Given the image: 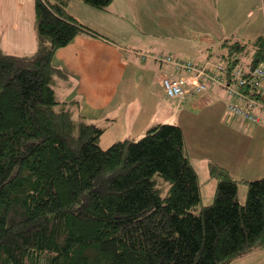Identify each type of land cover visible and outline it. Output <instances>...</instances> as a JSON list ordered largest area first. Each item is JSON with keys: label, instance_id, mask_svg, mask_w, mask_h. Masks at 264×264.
<instances>
[{"label": "trees", "instance_id": "trees-1", "mask_svg": "<svg viewBox=\"0 0 264 264\" xmlns=\"http://www.w3.org/2000/svg\"><path fill=\"white\" fill-rule=\"evenodd\" d=\"M71 0H34L36 50H0V264H231L264 248V177L238 180L214 163L212 202L198 214V174L181 127L156 124L136 141L100 147L106 128L61 100L55 53L96 35ZM105 11L113 0H80ZM230 71L264 62V36L222 40ZM207 57V58H208Z\"/></svg>", "mask_w": 264, "mask_h": 264}, {"label": "crops", "instance_id": "crops-1", "mask_svg": "<svg viewBox=\"0 0 264 264\" xmlns=\"http://www.w3.org/2000/svg\"><path fill=\"white\" fill-rule=\"evenodd\" d=\"M12 3L18 4L21 15L13 12L12 7L5 11ZM205 3L208 6L204 11L210 13L207 17L208 27H203L200 17ZM193 5V11L198 15L193 20L196 26L190 28L188 34L192 38L198 37L206 49L213 44L218 48L220 19L228 28V31L223 30L222 33L225 39L249 41L264 36V0H193ZM169 9L166 0H113L105 11L91 8L80 0H71L67 8L68 14L96 35L78 36L55 53L52 63L64 76L56 79V92L61 100L78 101L79 114L94 126L107 130L117 125L120 128L122 125L124 128L135 125L143 107L138 96V76L147 77L151 65H158L147 61L149 59H142V56L162 55L165 52L163 48L167 47L165 42L170 44L168 39H171L169 34L174 20L170 17ZM245 17L247 22L244 21ZM254 17L258 22L251 25L250 21ZM6 21L12 24L8 27L9 32L0 29V50L3 52L4 48L6 53H3L8 55L25 56L24 49L36 46L34 0H0V25ZM15 23L19 27H15ZM248 24L250 27L244 31L243 28ZM240 31L242 37L247 39L240 38ZM183 45L185 46L184 43ZM19 52L23 54H18ZM169 72L168 66L159 65L157 78L151 84L150 78L147 79L148 88L145 89L151 97L153 92L150 87L153 90L161 89L159 77ZM210 88L214 90L213 87L208 89ZM192 98L196 97L190 96L188 100ZM225 98L229 102L226 95ZM153 99L156 100L155 96ZM205 100L207 103H216L211 94H206ZM134 107L138 108L136 112L131 109ZM247 127L252 136L260 135L264 138V125ZM101 139L102 136L100 142ZM123 140H132V137H125ZM259 148V157H251L241 166L264 163V144ZM220 162L209 163L226 169L235 179L242 178L235 173L239 169L236 167L237 163L232 165L227 161ZM252 260H255L254 264H264V248L237 257L231 264H252Z\"/></svg>", "mask_w": 264, "mask_h": 264}, {"label": "rangeland", "instance_id": "rangeland-1", "mask_svg": "<svg viewBox=\"0 0 264 264\" xmlns=\"http://www.w3.org/2000/svg\"><path fill=\"white\" fill-rule=\"evenodd\" d=\"M21 1V0H19ZM167 5L169 4L170 17L174 20L170 28L171 39H168L169 45L165 42L167 47H164V55L168 54L172 58L189 60L197 65L203 64V62L214 55L207 58L208 51L215 54L217 47L213 44L210 48L206 49L204 44L199 41L198 37L192 38L188 33L189 29L196 26L194 16L198 14L194 12L193 0H166ZM260 2V0H259ZM208 4H204L201 9H203L200 17L203 22V27L207 26V12L204 9ZM12 7L13 12L21 15L22 12L18 7V4H9L5 11ZM4 11V12H5ZM8 18V17H7ZM247 18L244 21L247 22ZM258 20L254 17L250 24ZM12 24L10 21L2 22L0 29L2 31L9 32V26ZM224 24V26H223ZM219 42H221L225 37L222 36L223 30L228 28L221 19L219 21ZM15 27H19L15 23ZM250 27L248 24L243 30H247ZM1 33V32H0ZM241 39H247L242 37V31H240ZM237 39V38H235ZM185 44V46L183 45ZM36 46L33 49H24L23 52L18 54L31 55L34 53ZM3 52L5 49L3 48ZM162 54V55H163ZM241 61L246 64L248 59L247 56L242 55L240 57ZM151 61V60H147ZM159 65H151L150 71L147 77L138 76V96L143 106L140 110L139 121L131 126L130 128H120L119 125L113 128H107V130L102 135L100 142V147L102 149H107L113 143L119 140L125 139V137H132V141H136L143 137L150 126L156 124H171L181 127L184 142L188 157L194 166L197 174L199 187L201 192L200 204L193 211L198 214L203 206L209 205L212 202L215 185V180L210 179L208 175L209 162L227 161L229 164H236L239 169L235 172L236 175L242 177L237 178L238 180V193L237 201L243 205L245 203L247 185L244 181H254L264 177V163H250L247 166H241V164L246 163L251 157H259L261 154L260 145L264 144L263 136H252L251 132L247 131L249 127L245 125L239 119H235L226 116V105L227 99L225 94L217 89H208L206 94H211L212 98L216 103H207L205 100V95L198 96L188 100V97H183L182 99L171 100L161 89L153 90V97H151L149 92L145 88H148L147 79L150 78V84L152 80L157 78V68ZM165 74V73H164ZM162 76V74L160 75ZM160 78V77H159ZM134 112L138 110L137 107L131 108ZM147 127V128H143ZM254 129V128H253ZM257 129V128H255ZM259 152V153H258ZM233 178V177H232ZM235 179V178H234ZM238 260V259H236ZM255 260H252L254 264Z\"/></svg>", "mask_w": 264, "mask_h": 264}, {"label": "built area", "instance_id": "built-area-1", "mask_svg": "<svg viewBox=\"0 0 264 264\" xmlns=\"http://www.w3.org/2000/svg\"><path fill=\"white\" fill-rule=\"evenodd\" d=\"M142 59L170 68L159 78V86L169 99L197 97L211 86L229 98L226 116L253 127L264 125V62L253 68L242 64L228 71L216 56L201 65L169 55H143Z\"/></svg>", "mask_w": 264, "mask_h": 264}]
</instances>
